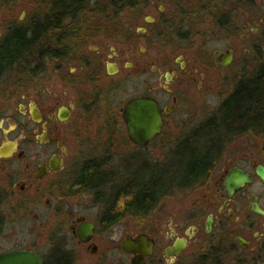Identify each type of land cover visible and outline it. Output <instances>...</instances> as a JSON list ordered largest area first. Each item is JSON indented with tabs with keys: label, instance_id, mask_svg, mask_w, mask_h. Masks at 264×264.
Here are the masks:
<instances>
[{
	"label": "flooded vegetation",
	"instance_id": "af4514ba",
	"mask_svg": "<svg viewBox=\"0 0 264 264\" xmlns=\"http://www.w3.org/2000/svg\"><path fill=\"white\" fill-rule=\"evenodd\" d=\"M58 9L55 0H0V50L17 27L28 39L23 60L0 68V231L4 203L23 210L42 203L67 225L63 234L77 254H96L110 224L129 214L123 187L143 165L128 170L102 156L138 154L158 139L169 154L189 109L187 98L189 103L220 74L256 76L264 67V0H80L67 12ZM21 61L24 67L16 68ZM138 96L152 99L162 120L146 144L129 137L123 115L125 104ZM217 162L203 180L183 189L187 202L164 218L167 230L148 233L154 246L145 264L161 242L170 263L193 245L183 263L264 264V214L251 209L254 201L264 209L257 162L238 154ZM234 167L251 180L229 191L225 178ZM87 169L105 181L84 185L80 173ZM74 171L81 200L100 209L96 218L63 195ZM87 222L93 230L84 241L79 233ZM99 223L104 234L97 233ZM39 225L45 233V224ZM61 248L46 255L33 244L0 253L29 249L42 264L55 255L72 263V251ZM123 253L130 261L131 254ZM83 263L101 261L86 256Z\"/></svg>",
	"mask_w": 264,
	"mask_h": 264
},
{
	"label": "rangeland",
	"instance_id": "374dc122",
	"mask_svg": "<svg viewBox=\"0 0 264 264\" xmlns=\"http://www.w3.org/2000/svg\"><path fill=\"white\" fill-rule=\"evenodd\" d=\"M23 67L22 61L17 62L16 68L20 69ZM248 77L249 75L220 74L211 79V81L209 79V86L203 93L193 95L189 103V98H187V101L184 103L189 109L186 114H183L184 123L175 131V135H173L176 136V138H174V143L210 117L216 111L221 101L233 90L238 80ZM5 78L9 80V76ZM10 78L12 80L16 79L17 75L12 73ZM212 81L213 83L210 86ZM261 129L262 127L254 126L253 129L229 135L224 142L222 154L217 161L223 163L233 154H238L240 157L251 155L257 163H264V131ZM172 141L173 140H170L169 142ZM162 142V139H158L138 154L134 150H130L125 156L102 157L105 159H112L114 163H125L127 164L128 170L133 169L137 163L141 162L147 163L148 165L152 163H162L166 160L167 156V143L165 146ZM218 162L217 164L220 163ZM78 174L79 172L74 171L73 174H70L66 179L62 191L63 195H65L70 202L79 201L80 204L73 205V208L82 210L90 218H96L97 212L100 209L93 207L92 202L87 200V198L81 200L80 193H78L79 189L73 185V180L77 178ZM174 196L178 198L177 201ZM185 196V190L174 188L172 192L162 194L146 214H127L123 219L118 220L112 225L110 224L108 227L110 231L108 230V232L105 233V239L101 237V247L96 254L89 253L83 255L77 254L78 249L74 247V242L71 238L65 237L63 233H68V227L66 224L61 226L62 218L56 216L55 210L50 206L46 207L41 203L23 210L20 206L18 208L17 204L12 206L11 204L4 203L2 205L4 209V211L2 210L4 218L0 231V249L37 244V248L42 254L49 255L53 252V249L63 246L64 248L61 249L72 251L73 256H75L72 263L69 264H130L129 254L126 255L119 249V243L123 236L126 233H136L140 231L151 234H157L160 231L165 232L168 228V221L167 219L164 221V218H168L169 214L177 207V204H180L184 200L187 202V197ZM34 216H36V218H34ZM40 221L43 222V225L45 224V228L47 229L45 233H42L40 230ZM103 228L104 225L99 223L97 226V233L104 234ZM158 245L163 247L164 243L161 242ZM160 246H158L153 255L148 258L146 264H249L247 261L242 260L238 263H183L187 260L193 245L189 246L187 250L178 257L175 263H170L162 255V249L160 248L161 251L159 250ZM86 256L87 258H91L94 262L99 260L101 263H83ZM104 256L106 257L105 262L100 259Z\"/></svg>",
	"mask_w": 264,
	"mask_h": 264
},
{
	"label": "trees",
	"instance_id": "16d2710c",
	"mask_svg": "<svg viewBox=\"0 0 264 264\" xmlns=\"http://www.w3.org/2000/svg\"><path fill=\"white\" fill-rule=\"evenodd\" d=\"M79 2L55 0L60 14ZM38 28L35 30L42 29ZM27 44L24 28H15L0 50V68L14 59L23 60ZM254 126L262 127L264 131V67L256 76L239 80L210 117L190 131L186 138L175 142L164 162L143 163L133 176H128L123 187L128 198L127 212L146 214L162 194L172 192L174 188L186 189L190 184L203 180L221 156L226 138ZM80 179L84 185L98 186L106 178L97 170L87 169L80 173ZM64 260L61 255H55L54 260L44 264H69L63 263Z\"/></svg>",
	"mask_w": 264,
	"mask_h": 264
},
{
	"label": "water",
	"instance_id": "95a60500",
	"mask_svg": "<svg viewBox=\"0 0 264 264\" xmlns=\"http://www.w3.org/2000/svg\"><path fill=\"white\" fill-rule=\"evenodd\" d=\"M123 115L128 135L136 143L146 144L160 131L162 123L160 113L155 102L149 97L138 96L130 99L125 104ZM255 172L264 182V163H257ZM250 180L248 173L234 167L230 169L229 174L225 178V184L231 191ZM251 209L257 213L264 214V209L255 201L252 202ZM80 229L79 238L85 241L93 230V223H84ZM153 246V237L143 231L124 235L119 244L122 252L131 254L130 264H145L146 257L153 251ZM181 247H183V243ZM166 253L170 254L169 249H166ZM0 264H42V260L33 250L14 249L0 253Z\"/></svg>",
	"mask_w": 264,
	"mask_h": 264
}]
</instances>
